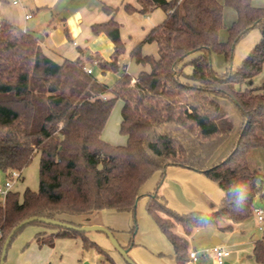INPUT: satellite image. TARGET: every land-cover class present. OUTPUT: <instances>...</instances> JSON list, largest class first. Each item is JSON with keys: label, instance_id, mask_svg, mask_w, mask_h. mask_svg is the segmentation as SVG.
<instances>
[{"label": "trees", "instance_id": "1", "mask_svg": "<svg viewBox=\"0 0 264 264\" xmlns=\"http://www.w3.org/2000/svg\"><path fill=\"white\" fill-rule=\"evenodd\" d=\"M224 2L237 13L227 41L219 39L224 14L219 0H145L141 11L161 7L166 13L131 51V57L149 69L136 75L124 69L114 84L82 77L81 60L57 62L35 34L2 23L0 170L9 177L13 170L22 172L38 150L40 179L38 190L27 188L23 199L11 190L5 203L0 201V258L10 232L28 217L82 226L78 217L108 209L131 212L136 219L138 203L146 196V209L171 242L176 264H190L188 236L194 230L207 225L232 230L254 214V201L264 193L263 176L250 166L249 155L264 148V86L250 84L264 64V6L256 0ZM126 8L136 10L131 4ZM103 9L109 18L93 23L92 32L111 39L116 57L124 49L120 24L115 8L104 4ZM254 27L260 28L261 39L241 66L225 74L215 72L212 51L220 50L230 59L237 41ZM148 42L157 43V57L142 53ZM187 64L192 67L189 79L184 78ZM71 65L75 67L68 68ZM101 65L119 68L117 60ZM67 75L70 83L65 82ZM118 100L123 103L120 130L127 136L122 145L102 137ZM170 166L203 174L224 191L223 199L208 213L172 209L158 194ZM156 173V187L146 192L145 185ZM237 188H246L239 208ZM29 225L39 230L24 249L31 243L53 247L59 237L80 235L85 248H95L118 264L86 232L41 221L22 226L8 251ZM254 256L264 263L262 241L255 243Z\"/></svg>", "mask_w": 264, "mask_h": 264}, {"label": "rangeland", "instance_id": "2", "mask_svg": "<svg viewBox=\"0 0 264 264\" xmlns=\"http://www.w3.org/2000/svg\"><path fill=\"white\" fill-rule=\"evenodd\" d=\"M219 1L224 4L223 26L219 33V39L220 41H227L229 38V27L236 20L237 13L232 7L225 5L224 0ZM144 3L145 0H56L55 4H53V6L51 5L54 17L49 23L43 11H41L33 16L29 21V25L32 24L38 27V37L43 42V49L48 56L57 62H62L64 59H69L71 61L81 60L82 64L79 68V74L82 77L94 78L108 84H114L123 72L125 65H128L127 71L132 75L138 74L140 70L149 69L148 65L138 64L136 60L131 57V51L137 43L144 39L153 26L160 24L165 19L166 13L161 7H149L146 11H141L145 5ZM104 4L115 8V19L120 24V36L124 49L116 57L111 39L105 33L103 37H100V34L95 35L91 28L93 23L102 22V20L108 16V13L103 9ZM126 4H131L136 10H127ZM255 4L264 6V0H256ZM64 17L66 20H63ZM65 28L68 33L65 31ZM260 39V28H252L246 35L237 41L230 59H227L225 53L222 51L214 49L211 53V57L212 67L215 72L218 74H225L237 70ZM74 42L77 44H74ZM87 50L91 51V55L99 58L98 64H95L93 60H89V58L85 56ZM142 53L157 57V43L148 42L143 44ZM112 60H117L119 65L118 69L105 68L101 65V62L106 63ZM83 65L92 66L94 68V74L88 75L83 70ZM73 67L75 66L73 65ZM73 67L71 65V67L68 68L71 69ZM191 72L192 67L190 64H187L184 68V78L189 79L187 76L190 75ZM68 78V75L65 76V82L68 81ZM251 81L252 83L250 85L254 88L264 86V64L262 70L255 74ZM241 87L245 89L246 84H243ZM122 106L123 103L121 100H118L114 104L102 132L103 139L114 145H122L127 142V136L120 130ZM249 163L252 168H256L262 173L261 185L264 191V148L260 147L253 149L249 155ZM39 167L40 152L37 150L31 162L21 172V177L15 180L12 185V191L18 193L20 199H23L24 192L27 188L34 191L38 190L40 179ZM6 180L12 181L3 170H0V185H3ZM157 181L158 175L156 174L148 181L144 190H153ZM145 197L146 196H143L141 198V204H143L142 201ZM254 204L255 207L264 209V193L256 197ZM140 208L137 206L135 213L136 219L131 212H119L108 209L103 210L93 217L82 216L78 218L85 223L84 225H101L110 229L112 228L111 230L122 246L133 241L139 243V246H144V248L148 249L149 247L146 244L140 242L138 234L135 232L136 228H134L136 223L135 220H137V225L140 224L137 212ZM234 226H238V223L234 224ZM33 227L34 225L27 226L17 236L8 251V256H10L13 249L17 247V242L20 239L22 240L24 237H28V233ZM201 230H215L218 234L222 233L226 243H230L227 245L228 247H226L230 249L233 254H238L240 253L239 249L247 247L252 237L261 238L264 241V232L259 229L258 221L253 214L243 221L241 230L236 229L235 231L222 232L216 225H207L201 227ZM86 234L90 239L96 241L116 263L122 264L125 262L124 257L114 247L109 236L105 232L101 230H91L86 231ZM196 250L198 253H201L205 251L206 248L197 246ZM29 252L28 250L24 253L20 252L14 264H21L22 257L26 258L24 262H27V264H29L30 261V264H112L105 254L100 253L97 249L91 247L85 248L80 235L76 237H59L55 240L53 247L42 246L35 251L33 255H24ZM128 253L137 264H140L131 256L130 249ZM164 259H166V262L169 260L168 257H164ZM204 261V264H218L213 255H210ZM7 262L9 263V260H7Z\"/></svg>", "mask_w": 264, "mask_h": 264}, {"label": "crops", "instance_id": "3", "mask_svg": "<svg viewBox=\"0 0 264 264\" xmlns=\"http://www.w3.org/2000/svg\"><path fill=\"white\" fill-rule=\"evenodd\" d=\"M55 1L56 0H20L19 4H14L11 0H0V16L4 23L19 25L26 31L33 33L38 37V27L33 26L32 24L29 25V21L34 15L43 11L45 18L49 23L54 17V13L51 8L53 4H55ZM29 14L31 17L27 18L26 16ZM108 17L109 16L102 21L106 20ZM63 20H66V18L64 17ZM103 35L104 33H101L99 36L103 37ZM40 43L43 47V42L41 40ZM74 44L77 43L74 42ZM89 55H91V51L87 50L85 52V56L88 57ZM91 56L92 57L89 58V60H93V62L95 60H99L98 57L93 55ZM84 67L92 66L83 65V70L86 72ZM127 67L128 65H125V68ZM92 74H94V68L90 75ZM156 174L159 179V173ZM158 194L167 201L168 205L172 209L180 213H187L191 211L208 213L212 211V204H219L224 197V191L216 183L199 172L180 166H170L167 168L166 174L158 187ZM146 202L147 197H145L142 201L143 204H141V199L138 203V208L141 207L140 210L138 209L137 211L140 224L137 227L136 234H138L140 242L146 244L149 248L146 249L144 246H139V243H134V245L129 247L131 256L140 264H176L173 246L166 235L160 230L156 221L148 213L146 209ZM254 217L256 218L255 215ZM242 226L243 222L238 223V226H234L232 230H223L219 226L218 228L223 232L235 231L236 229L241 230ZM38 230L39 228L36 227L31 228L28 233V237H24L22 240L20 239L17 242V247L13 249L10 256L7 258L9 263L6 260L5 264H14L20 255V252L24 253L28 250L30 252L24 255H33L35 251L41 248L36 243H31L24 249L25 244L32 239L33 235ZM178 231L183 233L181 226H178ZM188 238L189 251L196 250L197 246H202L207 249L216 244L225 246L230 244L229 242L226 243L225 237L222 233L218 234L215 230H201V227L194 230ZM257 241H262L264 245L263 239L252 237L250 242L247 244V247L239 249L240 253L233 254L230 251V255L225 258L223 264H264L259 262L254 256V246ZM210 255H213L215 258L213 252L205 253L203 251L198 253V260L192 261L190 259V264H204V260ZM164 257H168V262H166ZM25 260L26 258L22 257L21 264H27V262H24ZM30 263L31 261L29 264Z\"/></svg>", "mask_w": 264, "mask_h": 264}, {"label": "water", "instance_id": "4", "mask_svg": "<svg viewBox=\"0 0 264 264\" xmlns=\"http://www.w3.org/2000/svg\"><path fill=\"white\" fill-rule=\"evenodd\" d=\"M34 221H41L47 224H52V225H56V226H62V227H66V228H70V229H75L77 231L80 232H86V231H91V230H101L103 232H105L111 242L113 243L114 247L122 254V256L124 257L125 261L128 262L129 264H137L129 255L128 248H125L124 246H122L120 244V242L118 241V239L116 238L114 232L105 226H101V225H84V226H77L68 222H63L60 220H56V219H52V218H47V217H39V216H31L28 217L26 219H24L22 222H20L8 235L4 245H3V249H2V253H1V258H0V264H5V260H6V256H7V252H8V247L9 244L12 240V237L14 236V234L24 225L29 224L31 222Z\"/></svg>", "mask_w": 264, "mask_h": 264}, {"label": "built area", "instance_id": "5", "mask_svg": "<svg viewBox=\"0 0 264 264\" xmlns=\"http://www.w3.org/2000/svg\"><path fill=\"white\" fill-rule=\"evenodd\" d=\"M11 1L14 4H19L20 2V0H11ZM26 17L29 18L31 17V15L29 14ZM2 23L3 21L0 16V27ZM94 63L98 64V61L95 60ZM84 69L86 70L88 74H91L93 72V67H84ZM124 69H127V68H125L124 66ZM20 177H21V172L18 170H13L10 176V179L12 181L6 180L3 185H0V201L1 202L5 203L7 195L12 190V185L14 181L19 179ZM254 215L256 216L258 220L259 229L264 232V209L254 207ZM204 252L205 253L213 252L218 264H223L225 261V258L230 255V250L225 245H221V244L213 245L212 247L206 249ZM189 255L192 261H197L199 258L196 250L190 251Z\"/></svg>", "mask_w": 264, "mask_h": 264}, {"label": "clouds", "instance_id": "6", "mask_svg": "<svg viewBox=\"0 0 264 264\" xmlns=\"http://www.w3.org/2000/svg\"><path fill=\"white\" fill-rule=\"evenodd\" d=\"M246 190V188H237L234 189V191L238 194V200H237V207L239 208L240 202L245 198L242 193Z\"/></svg>", "mask_w": 264, "mask_h": 264}]
</instances>
